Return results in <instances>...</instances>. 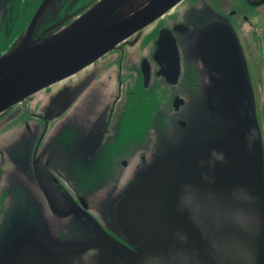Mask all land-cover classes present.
Masks as SVG:
<instances>
[{
    "label": "water",
    "instance_id": "1",
    "mask_svg": "<svg viewBox=\"0 0 264 264\" xmlns=\"http://www.w3.org/2000/svg\"><path fill=\"white\" fill-rule=\"evenodd\" d=\"M56 1L43 0L0 56V114L79 73L184 0H100L68 27L64 20L39 34ZM166 39L159 41V76L175 86L180 58L175 39ZM189 45L200 90L184 129L155 146L147 166L121 179L117 191H96L88 203L54 192L38 196L28 218L12 212L0 229V264H142L173 250L187 254L183 264H264V130L251 66L221 16L200 23ZM213 150L225 157L215 167L207 163ZM186 185L196 190L191 218L178 205ZM238 187L244 191L234 195Z\"/></svg>",
    "mask_w": 264,
    "mask_h": 264
},
{
    "label": "flooded vegetation",
    "instance_id": "2",
    "mask_svg": "<svg viewBox=\"0 0 264 264\" xmlns=\"http://www.w3.org/2000/svg\"><path fill=\"white\" fill-rule=\"evenodd\" d=\"M42 1L0 0V56ZM99 1L57 0L39 34L64 20L62 29L68 27ZM217 15L236 32L252 77L264 83V0H184L79 73L1 113L0 229L12 212L35 213L38 196L56 192L87 202L96 191H117L121 179L147 166L155 146L184 129L181 122L198 106L199 62L189 42L200 23ZM168 33L181 65L175 86L159 76V41ZM130 114L141 120L137 127H130Z\"/></svg>",
    "mask_w": 264,
    "mask_h": 264
},
{
    "label": "clouds",
    "instance_id": "3",
    "mask_svg": "<svg viewBox=\"0 0 264 264\" xmlns=\"http://www.w3.org/2000/svg\"><path fill=\"white\" fill-rule=\"evenodd\" d=\"M211 157L212 159L207 161V163L211 167H215L216 162L224 163L225 162V157L223 153H218L217 151L213 150L211 152ZM201 166L205 164V161L200 162ZM204 179H209V176L207 174L204 175ZM185 189L190 190L188 192H185L184 194L181 195V197L178 200V205H179V210L181 211H187L190 215V218L195 216V207H196V190L194 186L192 185H186L184 186ZM244 191L243 188L238 187L234 189V195L238 194L239 192ZM233 219L232 223L240 230L243 229V225L239 224V222L235 219L236 212L233 211L231 213ZM95 254L98 255L99 250L95 249L92 250ZM188 259L187 254L181 251H169L167 253L163 252H158V253H153L150 254L149 256H146L142 260V264H151L152 261H157L158 264H183V262Z\"/></svg>",
    "mask_w": 264,
    "mask_h": 264
},
{
    "label": "rangeland",
    "instance_id": "4",
    "mask_svg": "<svg viewBox=\"0 0 264 264\" xmlns=\"http://www.w3.org/2000/svg\"><path fill=\"white\" fill-rule=\"evenodd\" d=\"M255 88L257 90L256 94H257V106H258V110H259V115H260V121H261V125L263 127L264 130V83L262 81H255ZM167 98V97H166ZM139 121L141 122V120L136 116L135 120H133L132 114H130V118H129V124L130 127L132 125L131 128L137 127L139 124Z\"/></svg>",
    "mask_w": 264,
    "mask_h": 264
}]
</instances>
